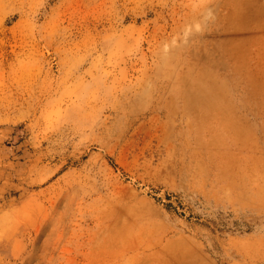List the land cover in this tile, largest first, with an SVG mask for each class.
<instances>
[{"label": "rangeland", "instance_id": "rangeland-1", "mask_svg": "<svg viewBox=\"0 0 264 264\" xmlns=\"http://www.w3.org/2000/svg\"><path fill=\"white\" fill-rule=\"evenodd\" d=\"M0 264H264V0H0Z\"/></svg>", "mask_w": 264, "mask_h": 264}]
</instances>
